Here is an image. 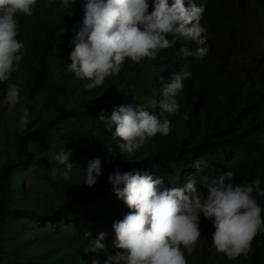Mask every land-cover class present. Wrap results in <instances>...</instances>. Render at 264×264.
Listing matches in <instances>:
<instances>
[{"label": "clouds", "instance_id": "clouds-1", "mask_svg": "<svg viewBox=\"0 0 264 264\" xmlns=\"http://www.w3.org/2000/svg\"><path fill=\"white\" fill-rule=\"evenodd\" d=\"M38 0H0V83H7L3 91L6 111L11 114L21 99V89L9 83L14 71L23 60L26 49L18 40V14L34 15ZM76 0H61L60 7L70 9ZM83 0V20L74 25V45L70 53L69 70L80 80H87L89 90L100 87L106 78L119 76L127 59L140 63L145 58L155 60L160 50L173 47L177 40L194 42L193 50L181 46L183 57L200 58L207 55L203 47L207 29L201 20L206 11L196 0ZM187 4V6H186ZM78 29V30H77ZM172 36L173 39L168 37ZM191 73L181 69L173 73L171 83L165 89L161 109L170 115L179 112L176 97L183 91L184 81ZM16 125L19 132H27L30 112L21 106ZM103 127L119 138L120 154L131 158L157 134L167 136L171 122L150 114L140 105H121L108 117L99 116ZM111 151V150H110ZM67 170H52L53 179L70 180L75 165L72 150L63 148L53 157ZM101 161L97 158L88 165L84 184L94 186L102 176ZM234 173L226 171L218 177H204L201 183L207 194L198 191L197 181L189 176L182 187L167 188L162 178H153L148 172L141 174L121 172L119 168L109 173L108 182L118 199L130 210L122 220L113 223L116 239L115 255L108 254L103 264H187L183 249L190 256L202 236L201 214L212 220L215 231L212 243L216 251L229 260L247 256L258 233L264 232L262 207L255 194L264 197L260 179L250 183L234 184ZM91 233L86 232L85 236ZM105 233L90 242L85 252L97 253L105 249L101 243ZM91 264H100L93 259Z\"/></svg>", "mask_w": 264, "mask_h": 264}, {"label": "trees", "instance_id": "trees-1", "mask_svg": "<svg viewBox=\"0 0 264 264\" xmlns=\"http://www.w3.org/2000/svg\"><path fill=\"white\" fill-rule=\"evenodd\" d=\"M196 2L203 3L206 9L201 23L212 38L207 35L206 43L203 45L208 49L207 55L200 58L183 57L180 53L181 46L194 50L197 45L181 39L177 40L173 47L160 50L155 60L145 58L140 63H134L126 58L121 70L127 71V82L132 86L133 94L139 98L138 104L147 107L154 102L156 106L158 104L157 94L153 92L150 80H147L155 67L159 66V69L166 71L160 77L161 83L167 78L170 84L173 73L180 72L182 68L191 73L190 78L185 79L181 92L185 93L184 102L180 101V94L176 97L179 109L183 112L188 111L184 120L176 121L180 130L177 132L171 130L167 136L157 134L150 138L143 148L136 151L135 162L123 159L106 168L89 194L70 191L63 184L65 199L52 214H45L43 216L45 219L54 222L75 221L82 227L89 220L95 223L105 218V213L110 209L119 210L124 216L128 214L130 210L123 200L116 197L108 182L109 173L117 168L121 172L139 170L141 174L144 172L156 174L158 178L164 180V186L167 188L182 187L187 179H182L181 175L192 169L195 173L189 176L196 179L198 191L204 192L205 195L207 189L201 183L202 178L218 177L226 171L234 173L232 180L234 184H245L260 179L261 188H264V69L260 67V61L254 64L256 58H253V64L234 63L240 58L242 42L251 45L252 37L258 35L259 14L255 9L250 12L245 5L246 0H196ZM259 2L264 8V0ZM60 3L61 0H52L39 5L40 7L37 5L31 17L22 14L16 17V19L21 17L24 23L33 20L36 24L30 35L25 57L31 55L37 60V66L30 72L25 87L28 94L25 106L30 112L28 130L23 133L18 130L15 132V154L18 162L31 157L29 152L26 153L25 143L28 142L33 126L32 104L37 101L40 92L48 87L52 88L43 103L46 107L52 103L56 95L65 99L73 96L72 93L58 90L51 84L53 74L51 60L54 52L61 50L70 54L74 48L71 43L74 38L73 28L83 20V0H76L70 9L61 8ZM149 3L151 11L154 8L153 0H149ZM242 26L249 27L247 31L253 34L249 40H242L245 35ZM168 38L173 39L172 36ZM109 78L114 79L103 89V94L112 93L114 90L116 77ZM126 90L123 87L116 99L122 98ZM87 111L86 108L79 113L64 106L59 107L58 116L48 120L38 132L56 128L65 116L81 115ZM149 113L161 118L156 110H150ZM177 114L180 115L179 112ZM167 115L172 121V116L168 113ZM102 125H99L102 133L96 138H88L86 145L79 150V157L88 160L89 163L101 153H105L110 145V136ZM231 150L233 155L229 156ZM139 159L142 160L136 163ZM7 174L8 166L2 170L0 177V235L16 214L42 217L34 210H14L2 205V190ZM254 195L264 209V197L255 193ZM200 219L204 239L196 264H231L227 261L226 255L217 252L213 246L212 234L215 228L212 220L204 218L203 214ZM113 245L109 243L108 250L111 251L110 254L115 255L116 248ZM3 255L4 250L0 242L1 258ZM105 259L107 255L101 258L102 264ZM238 264H264V232L257 234L252 242L251 252L241 258Z\"/></svg>", "mask_w": 264, "mask_h": 264}, {"label": "rangeland", "instance_id": "rangeland-1", "mask_svg": "<svg viewBox=\"0 0 264 264\" xmlns=\"http://www.w3.org/2000/svg\"><path fill=\"white\" fill-rule=\"evenodd\" d=\"M52 0H38L37 5H44ZM171 3V0H169ZM36 5V6H37ZM245 5L250 12L255 9L259 14V31L256 37H252L251 45L242 42V51L239 59L234 61L237 63L254 62L253 58L260 61V67L264 69V8L259 0H246ZM187 6V5H186ZM40 7V6H39ZM18 20V40L25 44L27 51L30 44V35L36 27L35 22L24 23L21 17ZM249 27L242 26L245 35L242 40H249L253 34L247 31ZM250 34V35H248ZM210 38V34H207ZM212 39V38H211ZM30 58V59H27ZM71 64L70 54L66 51L54 52L51 60L53 74L51 84L58 90H65L73 94L69 99H65L60 95H56L52 103L46 107L43 103L50 94L51 87L40 92L37 101L32 104L31 118L33 126L31 134H29L28 142L25 143L26 153L29 152L31 157L17 161L15 132L18 130L16 125L21 115L20 108L25 106L27 101L26 81L30 72L36 68L37 60L31 55L23 58L17 71H14L9 83L17 84L21 89L20 103L11 114L6 111L4 105L3 91L7 87V83H0V177L1 172L8 166V174L2 190L1 203L11 209L34 210L40 214L39 218H34L26 214L14 215L6 230L0 235V242L4 250V255L0 257V264H91L93 259H99L111 253L108 250V244L113 243L116 239L113 223L122 220L124 214L119 210L110 209L105 213V218L92 222L89 220L85 226L79 227L73 222L65 220L54 222L45 219L43 216L52 214L62 204L64 198L63 184L70 191H78L82 194H89L93 191V186L89 187L84 184L85 175L89 165L88 160L79 157V150L86 145V140L96 138L102 133L100 129L99 116L103 114L110 117L114 108L121 105H131L134 108L138 104L139 98L133 94L132 86L127 82V71L123 69L119 76H115L114 90L109 94H103V89L114 79L106 78L104 84L94 89H87L85 85L89 83L87 80H80L75 77L68 66ZM166 71L155 67L151 75L147 77L150 85L158 97V104L154 102L151 106L140 105L143 108L156 110L161 115V120H169L171 122V130L179 131L180 128L176 124L177 120H184L188 111H181L179 114L171 115L172 121L168 117L167 112L162 111L161 103L165 100V89L167 88L168 79L165 78L160 82V77ZM125 87L127 90L122 98L116 99L121 89ZM185 93H180V101L184 102ZM66 107L74 112L81 113L86 108L88 111L81 115L65 116L61 123L54 129L46 132H38L43 125L58 116L59 107ZM183 122V121H182ZM103 126V125H102ZM115 127L111 131L107 130L110 136V145L105 153H101L96 157L101 161L102 174L106 168L118 163L121 160L135 162V153L131 158L127 154H120L119 144L122 141L114 138ZM72 150V162L75 165L73 171L69 174L70 180L64 181L62 178L53 179L52 170L55 168L57 172H64L67 169L63 165H59L53 157L63 148ZM111 150V151H110ZM145 153V151H142ZM233 155V151H229V156ZM95 160V159H94ZM139 159L136 163L140 162ZM93 161V160H92ZM195 173L194 170L188 169L181 175L182 179H187L189 175ZM153 178L158 175L151 174ZM202 236L195 249L189 256L187 250L183 249L187 257V264H196L197 255L200 250L202 239H204L203 228L200 224ZM91 233L85 236V233ZM105 233V239L101 241L106 247L97 253L85 252L90 242L99 238V234ZM119 251L115 249L114 254ZM244 256H240L235 260H229L231 264H238V261Z\"/></svg>", "mask_w": 264, "mask_h": 264}, {"label": "built area", "instance_id": "built-area-1", "mask_svg": "<svg viewBox=\"0 0 264 264\" xmlns=\"http://www.w3.org/2000/svg\"><path fill=\"white\" fill-rule=\"evenodd\" d=\"M1 257V256H0Z\"/></svg>", "mask_w": 264, "mask_h": 264}]
</instances>
